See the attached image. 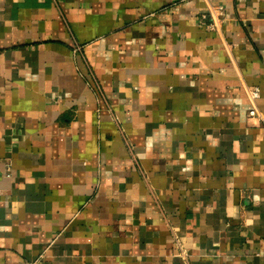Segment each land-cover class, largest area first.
Here are the masks:
<instances>
[{
	"label": "crops",
	"instance_id": "crops-1",
	"mask_svg": "<svg viewBox=\"0 0 264 264\" xmlns=\"http://www.w3.org/2000/svg\"><path fill=\"white\" fill-rule=\"evenodd\" d=\"M255 106L264 0H0V264H264Z\"/></svg>",
	"mask_w": 264,
	"mask_h": 264
},
{
	"label": "built area",
	"instance_id": "built-area-1",
	"mask_svg": "<svg viewBox=\"0 0 264 264\" xmlns=\"http://www.w3.org/2000/svg\"><path fill=\"white\" fill-rule=\"evenodd\" d=\"M208 15H213L214 17V22L211 24L212 27H220L223 20L225 19V7L223 4H218V5H212L210 7V9L208 10V12L203 14V17L206 18L208 17ZM251 98L253 100H257V98L260 97L261 95V90L260 88L256 87V88H252L249 91ZM250 114L252 116H257L260 120H264V116L262 115V113L259 112L257 106L253 107L250 110ZM8 175H10V173H8Z\"/></svg>",
	"mask_w": 264,
	"mask_h": 264
}]
</instances>
